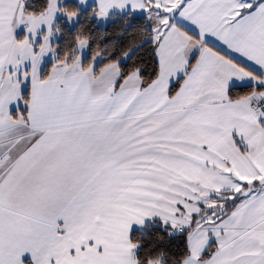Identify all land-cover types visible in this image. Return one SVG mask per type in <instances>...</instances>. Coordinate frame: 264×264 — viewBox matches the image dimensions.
<instances>
[{"label":"snow or ice","instance_id":"1","mask_svg":"<svg viewBox=\"0 0 264 264\" xmlns=\"http://www.w3.org/2000/svg\"><path fill=\"white\" fill-rule=\"evenodd\" d=\"M0 264H264V0H0Z\"/></svg>","mask_w":264,"mask_h":264},{"label":"trees","instance_id":"2","mask_svg":"<svg viewBox=\"0 0 264 264\" xmlns=\"http://www.w3.org/2000/svg\"><path fill=\"white\" fill-rule=\"evenodd\" d=\"M113 30L109 29V32L111 33ZM127 43V40L125 41ZM117 47H119V43L117 42ZM149 53H150V48H145L142 52L138 53V56H143L145 59L146 64H150V59H149ZM149 72L151 71V68L148 69Z\"/></svg>","mask_w":264,"mask_h":264}]
</instances>
